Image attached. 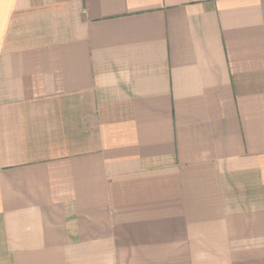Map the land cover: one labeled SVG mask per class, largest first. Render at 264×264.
Here are the masks:
<instances>
[{
	"label": "crops",
	"instance_id": "obj_1",
	"mask_svg": "<svg viewBox=\"0 0 264 264\" xmlns=\"http://www.w3.org/2000/svg\"><path fill=\"white\" fill-rule=\"evenodd\" d=\"M0 264H264V0H0Z\"/></svg>",
	"mask_w": 264,
	"mask_h": 264
}]
</instances>
